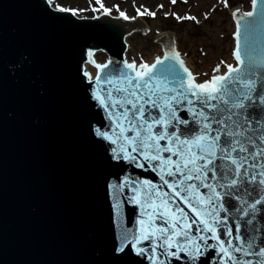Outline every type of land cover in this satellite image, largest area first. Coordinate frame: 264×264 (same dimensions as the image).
I'll return each mask as SVG.
<instances>
[{
    "label": "water",
    "instance_id": "1",
    "mask_svg": "<svg viewBox=\"0 0 264 264\" xmlns=\"http://www.w3.org/2000/svg\"><path fill=\"white\" fill-rule=\"evenodd\" d=\"M261 8H264V0H257L253 16H246L243 12L235 15L244 60L238 68L242 71L247 69L250 56L264 57V15ZM132 29V24L107 17L77 19L69 12L51 9L46 0H0V264H151L147 254H133L129 261L112 251L113 239L122 229L139 233L140 221L149 220L145 212H153V209L141 208L135 203L138 193L133 189L139 190L142 201L148 200L150 194L151 202L157 205L160 199L156 190L166 194L164 199L168 209L175 212L176 208H182L189 225L185 229L184 221H179L174 231H187L190 240L206 235L209 237L208 245H217L207 250L202 247L204 254L198 264H226V261L230 264L228 257L219 252V242L210 238L213 234L203 231L201 219L211 222V217L197 216L177 197L172 188L161 180V168L165 169L164 179L178 191L183 181L184 186L196 185L198 192L207 199L211 192L204 185L215 186L221 194L223 209L215 198L211 205L199 204L196 198H190L193 206L201 212L205 209L211 211L214 207L218 213L214 225L216 234L225 241V246L230 244L253 253L245 255L244 251L235 252L230 248L232 257L239 258L240 264H258L260 257L257 253L264 247V203L256 205L255 215L245 216L240 209L247 205L241 204L236 197L248 204L258 198L252 188L260 186L247 183V173L261 171L259 164L264 157L257 156L253 161L248 156L241 169L242 175L238 177L245 183L230 193L227 187H220L226 184L220 171L215 177L208 172L203 180L186 179V170L185 175L176 172L169 176L168 170L175 172L173 162H179L180 156L175 151L177 146L167 137L157 142L161 148V159L151 163L143 160L141 149L136 145L117 139L121 133L115 117L120 116L126 107L130 110L128 118L135 124L138 119L133 115L135 108L131 104L106 108L97 96L106 98L111 93L113 98L119 99L122 93L118 95L117 89L127 86L120 73L131 71L123 54L125 34ZM167 38L163 39L165 44ZM166 46V52L172 50L169 43ZM100 48L105 49L111 59L105 69L99 70L101 82L89 83L83 71L93 78L96 68L87 60V53L92 55ZM97 53H94L95 62L108 58V54ZM162 67L157 66L158 69ZM107 73L112 74L110 83L103 80ZM169 86L175 87V84ZM231 87L232 95L226 98L228 104L215 100L210 101L214 107H207L197 103L195 97H189L191 104L187 100L173 102L176 116L188 124L172 121L176 127H168L167 131L180 135L186 128L196 129L200 123L196 114L203 108L206 114L222 119L228 125L225 129L212 121L213 129L259 137V129H264V105L258 99L264 90V69L260 71L253 100H244L245 109L233 107L232 100L233 97L243 100L241 92L246 89L239 82ZM237 88L240 91H236ZM138 94L144 96V89L141 88ZM163 95L168 96L169 93ZM132 99L136 100L135 97ZM149 99L156 101L155 107L147 103ZM136 104H144L149 123L162 115L166 118V114L161 112L164 103L157 96H145L144 100H136ZM215 106L226 110L218 114ZM246 116L249 118L247 121ZM120 125L125 128L123 135L135 139L136 133L126 121L121 120ZM152 127L157 134L165 131L163 125L152 123ZM97 128L108 132L117 139V143L96 135ZM251 129L257 131L250 132ZM211 135L215 136L216 132L212 131ZM121 143L137 157L138 162L144 164L143 168L127 164L123 171H119L109 166L111 150L118 149ZM133 147H137V151H133ZM169 147L173 151L163 150ZM145 150L151 155L156 154L155 145ZM197 163L202 165L204 162ZM253 163L257 164L255 169L249 167ZM214 164L217 168L221 165L232 167L230 161L218 160ZM145 181H150L151 185ZM164 211L160 208L152 215L154 228L169 219L167 216L158 218ZM143 227L146 228L147 223ZM229 229L231 236L227 235ZM174 239L184 241L183 236ZM250 239H254L255 244L248 249ZM198 242L203 245V241ZM140 246L150 249L153 242L142 241ZM160 251L157 248V255ZM167 260L169 264H189L184 254L180 260L171 257Z\"/></svg>",
    "mask_w": 264,
    "mask_h": 264
},
{
    "label": "snow or ice",
    "instance_id": "2",
    "mask_svg": "<svg viewBox=\"0 0 264 264\" xmlns=\"http://www.w3.org/2000/svg\"><path fill=\"white\" fill-rule=\"evenodd\" d=\"M176 0H172V3H175ZM46 3L49 6H54L57 11L61 12H70L72 15H76L79 9L67 8L59 3H55V0H46ZM97 3H100V7L103 8L104 5L101 3V0H97ZM253 3V12H248L246 16H253L255 13V8L257 0H252ZM227 4V0H225ZM96 10V9H94ZM105 12L110 11L107 8H104ZM261 13L264 15V8H261ZM142 15L144 13H141ZM155 15V13H150ZM121 16H124L127 19V16L121 12ZM179 18V17H178ZM195 19V17H190ZM239 26V24H238ZM237 36V45L235 50V58L240 62L241 65L244 64V60L241 56V46H240V32L239 30L236 33ZM93 64L98 69H105L107 65L98 64L94 60ZM163 66L158 69L157 66ZM130 72L121 71L120 76L126 81L127 86L117 89L119 99L112 97L111 93L107 97L97 96V99L100 100V103L103 104L106 108H121L127 104L133 105L135 108L134 118L138 117L135 124L133 120L128 118L129 109L126 107L120 116L115 117V113L112 115L116 118L117 127L120 130L121 135L117 139L127 142L130 145H136L140 151V155L143 157L144 161L151 163L155 160H160L161 157L159 152L161 148L158 146L157 142L163 138H169L170 143L175 144L177 147L175 149L176 153L180 156L179 162L175 163V172L168 170V175H175L176 172L185 175L184 170H186L187 175L186 179L192 180H203L207 177L208 172L215 174L220 171L221 179L226 181V184H221L220 187H227L231 193L234 189H238L240 184L245 183V181H240L238 177L242 175L241 169L243 164L248 161V156H251L253 161H255L257 156L264 157V129H259L260 136L256 137L254 135H249L244 132H233L227 131L222 132L221 129H213L212 121H215L217 124L223 125L227 129L228 125L222 119L212 117L210 114H206L201 108V111L196 114L199 118L200 123L196 129L186 128L184 132H180V135H177L175 131L169 133L167 131L168 127L175 128L176 125L172 124V121H177L179 124H188V121L181 120L176 116V109L173 102L180 103L182 100H187L189 104L192 103V100L189 97H195L197 103L206 105L207 107H214L210 101L220 100L222 104H228L229 100L227 97L232 95V85L239 82L240 85L246 89L245 92H241L243 100L233 97L232 106L239 109H245L246 105L244 100L252 101L254 95L257 93V80L259 78L260 71L264 69V57L256 58L253 56L249 57L247 69L242 71L240 68H234L232 65H228L229 72L226 75H214L211 80L204 81L203 83H197L193 73L184 66V61L180 58V53L174 49L165 53L164 57L156 58L155 63L142 64L137 69L135 62L126 65ZM219 71V66L215 69ZM132 72L135 75H132ZM86 76L90 77V74L85 72ZM234 74V75H233ZM111 73H107L103 80L111 82ZM171 77L172 79H169ZM185 77H187V83H185ZM231 77V78H229ZM247 77V79H245ZM102 77L97 75L96 81L100 83ZM175 84V87H170L169 85ZM151 85V86H150ZM144 89V96H140L139 90ZM236 91H240L239 88ZM164 93H169L168 96H164ZM174 94V95H173ZM148 96H157L158 99L163 101L164 107L161 108V112L166 114L161 116L158 119H154L152 123L157 125H163L165 131L157 134L153 131L152 123H149L148 118L145 115L144 104H139L137 106L136 100H144V97ZM132 97H135L136 100H133ZM259 102L264 105V90L258 95ZM147 103H151L154 107L156 106V101L149 99ZM218 114L226 109H222L219 106H215ZM249 118L246 116L245 120ZM124 120L130 126L131 130L136 133L135 139L127 135H123L125 128L120 125V121ZM212 131L216 132V135H211ZM250 132L257 131L256 129L249 130ZM185 132L187 135H185ZM95 134L101 137L104 140H109L113 144L117 143V139H113L108 132L101 131L99 128L95 129ZM184 137L181 139V137ZM174 138V139H173ZM259 139V143H257ZM156 146V154L151 155L147 150L153 146ZM137 147H133V151H137ZM164 151H173L172 148H164ZM222 153V155H218ZM247 153L248 155H244ZM235 154V155H234ZM224 160L231 162V168H226L224 165H221L220 168H217L214 164V161ZM197 161H203L204 163L198 164ZM243 162V163H242ZM108 164L110 167L119 169L123 171L125 165L131 164L135 167L143 168L144 164L138 162L137 157L132 155L129 151L126 150L124 143H121L119 148H113L111 150V155L108 157ZM192 165V167H188ZM250 168L255 169L257 164L253 163L249 165ZM259 167L261 171L258 173H247V183L252 185H259L252 188L253 192L257 193L258 198L254 200L253 203L248 204L246 200L240 199L239 196L236 198L240 200L241 204L247 205L246 208L240 209L245 216L249 214L255 215L257 204L264 203V160H261ZM165 169L161 168V180L165 184H168L172 188L173 192L177 197L184 201L185 204H188L192 208L193 212H196L197 216H209L211 217V222L209 219H201V223L204 225L203 231L205 233H212L211 239L218 241L219 252L228 257L230 264H240L239 258H233L230 248H233L235 252L244 251L245 255H251L253 253L248 252L240 247H235L233 245L225 246V241L220 238L217 233L216 227V216L218 213L213 207L211 211L205 209L203 212L199 211L196 207L193 206L190 198H196L197 203L199 204H209L211 205L213 198L216 199V202L220 205V208L223 209V204L220 203L221 194L215 190V186L205 184L204 186L209 188L211 195L205 199L203 194L198 192L197 186L193 184L183 185L181 181V187L178 191L176 186L169 183L168 180L164 179ZM145 184L151 185L150 181H145ZM138 193L135 197V203L140 205L141 208H151L153 212H145V215L149 217V220L146 222L144 220L140 221L142 225L139 233L130 232L128 229H122L120 233L113 239V254H119L123 258H127L129 261L135 256H145L148 255V259L151 261V264H169L167 258H175L176 260L181 259V254L186 256L189 264H198L200 257L204 254L201 250L202 247L204 250H207L209 247H217V245H208L207 240L208 236H201L198 240L188 239L189 233L184 230L174 231L176 228L177 222L184 221V228L189 227L186 214L182 208H176L175 212L171 211L167 207V201L164 199V193L158 192V198L160 203L157 205L151 202V195L149 194L148 200H143L140 198L139 190L133 189ZM185 193L182 195L181 193ZM245 194L249 193L245 190ZM160 208H163L165 211L162 215H159V219H164L165 216L169 217L165 224L158 225L153 227V221L151 217L153 214L158 212ZM179 213L180 215H176ZM251 222V221H249ZM147 223V227H143ZM227 235L231 236V230H227ZM184 237V241L181 242L180 239H174L178 237ZM142 241H152L153 247L150 249H145L140 246ZM198 241H203V245ZM255 244L254 239H250L247 242L248 249L253 248ZM157 248H160L161 251L157 255ZM175 249V250H173ZM260 260L258 264H264V247H261L259 250ZM165 257V259H161ZM226 264L228 262L226 261ZM245 264H251V262H245Z\"/></svg>",
    "mask_w": 264,
    "mask_h": 264
},
{
    "label": "rangeland",
    "instance_id": "3",
    "mask_svg": "<svg viewBox=\"0 0 264 264\" xmlns=\"http://www.w3.org/2000/svg\"><path fill=\"white\" fill-rule=\"evenodd\" d=\"M55 3L79 9L80 16H95L107 8L110 10L107 13L113 16L123 12L142 18L146 33L134 32L127 38L130 46L126 59L136 65L146 63L152 55H161L162 50L157 48L159 31L172 32L177 37L179 52L192 56L197 63L193 67L197 69V80H206L216 72L217 66L225 64L235 42L231 32L232 26L235 27L232 10L249 11L252 6V0H227V4L225 0H176L175 3L172 0H101L103 8L97 0H55ZM153 12L154 16L150 14ZM134 40L142 46L131 47Z\"/></svg>",
    "mask_w": 264,
    "mask_h": 264
},
{
    "label": "bare ground",
    "instance_id": "4",
    "mask_svg": "<svg viewBox=\"0 0 264 264\" xmlns=\"http://www.w3.org/2000/svg\"><path fill=\"white\" fill-rule=\"evenodd\" d=\"M234 10V9H233ZM233 10H232V12H233ZM140 20V19H139ZM235 30H236V28L234 27L233 28V26H232V30H231V32H235ZM159 34H172L173 35V33L172 32H170V31H159ZM173 37H174V35H173ZM173 40V39H172ZM176 43H177V41H176ZM169 45H172V46H174L175 45V49H177L178 50V52H179V49L178 48H176V44H174V42H170L169 43ZM128 46H130V45H128ZM142 46V44L140 43V42H138V40H134L133 42H131V47H141ZM177 46H178V44H177ZM234 46H235V43H232V46H231V51H230V54L226 57V61H225V64L222 66V67H220L219 68V70H220V74H224L225 72H226V70H227V68H228V65H235L236 64V62H235V59H234V57H233V55H232V50L234 49ZM158 49H161L162 50V45L159 43L158 44V47H157ZM127 53L128 52H126V55H127ZM157 55H159L160 56V54L158 53ZM156 55V56H157ZM154 57H155V55H152L151 56V58H150V60H148V61H146V64H149V65H151V63L154 61ZM180 57L183 59V61H184V63H185V66L193 73V75H194V77H195V80L196 81H198V82H201V81H208V80H210V78L212 77V76H210L209 78L207 77L206 78V80H204L203 78L200 80H197L198 78L196 77V70L195 69H193V67H194V65H196L197 63L194 61V59L193 58H191L190 56H186V55H184V54H182V53H180ZM193 59V60H192ZM210 74H213V73H210Z\"/></svg>",
    "mask_w": 264,
    "mask_h": 264
}]
</instances>
